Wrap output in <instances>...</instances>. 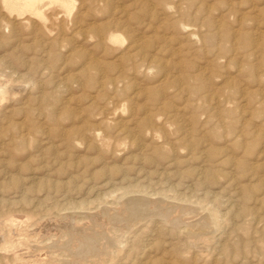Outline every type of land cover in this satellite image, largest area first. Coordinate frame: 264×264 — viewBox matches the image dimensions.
Segmentation results:
<instances>
[{
  "label": "rangeland",
  "instance_id": "374dc122",
  "mask_svg": "<svg viewBox=\"0 0 264 264\" xmlns=\"http://www.w3.org/2000/svg\"><path fill=\"white\" fill-rule=\"evenodd\" d=\"M38 8L0 0V264H264V0Z\"/></svg>",
  "mask_w": 264,
  "mask_h": 264
},
{
  "label": "bare ground",
  "instance_id": "6f19581e",
  "mask_svg": "<svg viewBox=\"0 0 264 264\" xmlns=\"http://www.w3.org/2000/svg\"><path fill=\"white\" fill-rule=\"evenodd\" d=\"M53 2H61V0H51ZM2 6L5 10L10 12H17V14H23L25 12L33 14L37 17L41 16L39 11V5L41 4L42 0H1ZM58 13V12H57ZM13 15V14H12ZM53 15V14H52ZM19 16V15H18ZM23 16V15H22ZM20 17V16H19ZM15 20V19H13ZM39 20V19H38ZM3 21V20H2ZM27 21V20H25ZM6 23V22H4ZM42 23V22H41ZM15 25V24H14ZM4 86V85H3ZM1 89V88H0ZM141 187V186H140ZM172 189V188H171ZM187 190V189H186ZM145 191V190H144ZM139 192V191H138ZM160 196V195H159ZM158 196V197H159ZM162 197V196H161ZM167 197V196H166ZM121 199V198H119ZM184 201V200H183ZM121 202V201H120ZM73 204V203H72ZM168 206V205H167ZM212 215V214H211ZM170 218V217H169ZM13 222H15L13 220ZM16 226V225H15ZM111 233V232H110ZM114 233V232H113ZM192 233V232H191ZM90 235V234H89ZM96 235V234H95ZM104 235V234H103ZM112 235V234H111ZM99 237V236H98ZM97 237V238H98ZM105 237V236H103ZM101 238V236H100ZM118 238V237H117ZM87 240V239H86ZM92 240V239H91ZM96 240V239H95ZM93 241V240H92ZM99 241H101L99 239ZM103 241V240H102ZM106 241V240H105ZM77 242V241H76ZM87 242V241H86ZM119 243V241H118ZM107 244V243H106ZM94 245V243H92ZM111 245V244H110ZM72 246V245H71ZM82 246V245H81ZM95 246V245H94ZM104 246V245H103ZM108 247V245H106ZM89 247V246H88ZM86 248V247H85ZM111 249V248H110ZM101 250V249H100ZM111 251V250H110ZM100 252V251H99ZM91 254V253H90ZM41 256V255H40ZM55 256V255H54ZM36 260V259H35ZM61 260V259H60ZM81 261V260H80ZM52 262V261H51ZM91 262V261H90ZM27 263V262H26ZM40 263V262H39ZM36 264V263H35Z\"/></svg>",
  "mask_w": 264,
  "mask_h": 264
}]
</instances>
